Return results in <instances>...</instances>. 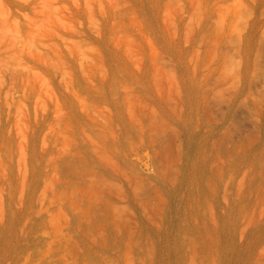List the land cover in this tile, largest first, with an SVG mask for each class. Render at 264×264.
Instances as JSON below:
<instances>
[{
    "label": "rangeland",
    "instance_id": "1",
    "mask_svg": "<svg viewBox=\"0 0 264 264\" xmlns=\"http://www.w3.org/2000/svg\"><path fill=\"white\" fill-rule=\"evenodd\" d=\"M0 264H264V0H0Z\"/></svg>",
    "mask_w": 264,
    "mask_h": 264
}]
</instances>
